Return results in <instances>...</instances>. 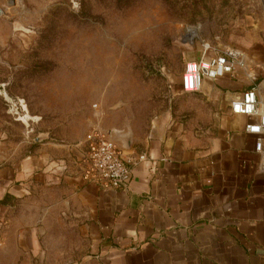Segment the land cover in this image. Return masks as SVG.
<instances>
[{"label":"crops","instance_id":"crops-1","mask_svg":"<svg viewBox=\"0 0 264 264\" xmlns=\"http://www.w3.org/2000/svg\"><path fill=\"white\" fill-rule=\"evenodd\" d=\"M209 80L196 91L209 102L189 114L105 105L78 135L1 163L0 264H264V154L230 110L251 86L264 98V76ZM88 135L120 151L125 188L92 178Z\"/></svg>","mask_w":264,"mask_h":264},{"label":"rangeland","instance_id":"rangeland-1","mask_svg":"<svg viewBox=\"0 0 264 264\" xmlns=\"http://www.w3.org/2000/svg\"><path fill=\"white\" fill-rule=\"evenodd\" d=\"M226 47L234 72L264 76V0H0V164L78 135L105 105L189 114L209 101L175 93L184 63Z\"/></svg>","mask_w":264,"mask_h":264},{"label":"built area","instance_id":"built-area-1","mask_svg":"<svg viewBox=\"0 0 264 264\" xmlns=\"http://www.w3.org/2000/svg\"><path fill=\"white\" fill-rule=\"evenodd\" d=\"M208 48L209 46L205 45L204 50ZM239 56V50L226 47L220 54L186 61L179 82L181 91L196 92L201 88L205 78L233 75ZM263 104L264 98L258 97L255 86L242 91L230 103L231 112L250 118L244 129L247 133L255 135L254 149L260 154H264ZM87 138L92 142L91 148L81 159L85 162L92 178L104 188H125L130 178V167L114 143L99 136L88 135ZM143 158L144 154L139 156V159Z\"/></svg>","mask_w":264,"mask_h":264}]
</instances>
